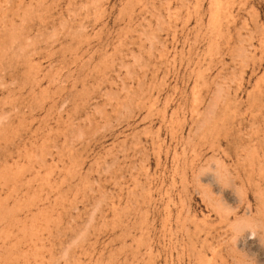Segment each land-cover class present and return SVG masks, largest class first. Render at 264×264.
Instances as JSON below:
<instances>
[{"label":"rangeland","instance_id":"rangeland-1","mask_svg":"<svg viewBox=\"0 0 264 264\" xmlns=\"http://www.w3.org/2000/svg\"><path fill=\"white\" fill-rule=\"evenodd\" d=\"M0 264H264V0H0Z\"/></svg>","mask_w":264,"mask_h":264}]
</instances>
